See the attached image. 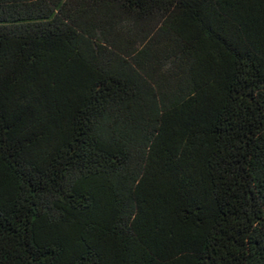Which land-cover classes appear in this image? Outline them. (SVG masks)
<instances>
[{"label":"trees","instance_id":"16d2710c","mask_svg":"<svg viewBox=\"0 0 264 264\" xmlns=\"http://www.w3.org/2000/svg\"><path fill=\"white\" fill-rule=\"evenodd\" d=\"M0 264H264V0H0Z\"/></svg>","mask_w":264,"mask_h":264}]
</instances>
